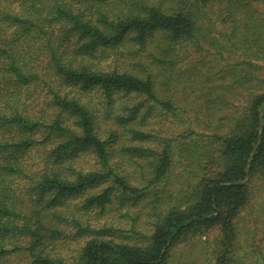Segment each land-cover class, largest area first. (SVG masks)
Wrapping results in <instances>:
<instances>
[{"label": "trees", "instance_id": "16d2710c", "mask_svg": "<svg viewBox=\"0 0 264 264\" xmlns=\"http://www.w3.org/2000/svg\"><path fill=\"white\" fill-rule=\"evenodd\" d=\"M2 1L0 264H15L9 258L17 250L27 252V264H169L176 245L214 226L221 230L214 250L217 264H242L236 261L242 239L239 214L256 193L264 192V63L258 65L261 80L239 75L234 81L250 90L225 134L206 136L190 129L161 138L164 147L156 149L146 145L155 136L136 126L141 114L145 120L155 109L179 115L182 106L176 103L183 98L169 93L177 84L182 85L179 92L189 85L191 68L179 66L188 59L184 50H206L203 29L209 27L204 23L212 0H165L167 6L164 0H12L19 1L15 11ZM233 3L231 21L242 23L235 30L237 48L245 57L264 54V17H256L264 0ZM143 51L148 58L132 55ZM119 54L125 66L115 65ZM248 64L245 59L239 63ZM45 87L49 106L35 109L33 94ZM219 99L231 104L222 93L208 98L212 106L207 108L216 107ZM101 112L118 121L127 137L113 127L103 135ZM208 112L211 122L216 112ZM68 114L75 117L74 124L65 118ZM124 138L129 141L121 142L120 149L140 165L143 186L112 163V144ZM39 145L45 151L42 163L30 162L38 167L37 178L22 187L29 178L30 154ZM86 152L95 156L98 168L61 162ZM181 161L190 162L188 175L178 190L167 191V208L151 210V232L136 226L140 212H125L132 220L128 229L89 222L90 213L103 214L115 202L126 210L129 201L134 203L129 207H139L148 194L155 197L151 209L159 208L161 193L171 185L168 175ZM207 162L213 165L209 176L198 179ZM16 239L26 244H16ZM61 241H78L71 258L58 245Z\"/></svg>", "mask_w": 264, "mask_h": 264}, {"label": "rangeland", "instance_id": "374dc122", "mask_svg": "<svg viewBox=\"0 0 264 264\" xmlns=\"http://www.w3.org/2000/svg\"><path fill=\"white\" fill-rule=\"evenodd\" d=\"M2 3L15 11L17 10L19 1L12 3V0H3ZM168 3V1L164 0L165 6H167ZM234 8L235 3H233V0L211 1L207 8L206 18L208 19L207 21L205 20L206 23H204L209 27L208 29H203V37L206 39L204 43L206 50L199 52H191L190 50V53L189 51L184 50L188 59L184 63L179 64V66H185V64H188L187 66L191 68L192 75L189 85L183 84L187 89L179 92L182 85L177 84L172 87L169 93V95H174L178 99L179 97L180 99L183 98L181 102L176 103V106H182L183 112L180 110L178 116H173L171 113L161 115V111L155 109L150 115H147L145 120H141V114L136 122V126L149 131L150 134L155 136L151 141L146 142L147 146L162 149L164 147V142L161 138L170 139L171 137L177 136L179 133H188L190 129H193L202 135L206 134V136H209L208 134H225L230 130L233 124L234 115L236 112H239L245 104L247 92L250 90L246 87L240 86L239 82L234 85V81L239 75H244L252 80L254 77L257 78L260 76L258 78L261 80L263 70L260 69L259 66L264 63L263 53H261L260 56H255L254 54L249 55V53H246L245 57L243 51L240 48H237L238 44L235 30L238 31L242 23H232L231 10L233 12ZM261 9L262 13L256 14L257 18H259V16L262 18V15L264 17V9ZM132 50H137V48ZM144 52L145 51L132 55H140L148 58V55ZM73 53L75 52L73 51ZM243 59L248 61V63L250 62L251 65H239ZM125 60L124 56L119 54L115 65L125 66ZM46 61L47 59H44L43 63H46ZM164 66L165 65H163V67ZM161 69L163 70V68ZM45 71H47L49 75L52 73L49 71V68L45 69ZM255 71L257 72L254 73ZM258 72L260 73L258 74ZM253 73L258 75L255 76ZM158 74L160 76V72H158ZM183 76H187V73L184 72ZM55 78L56 80L58 79L57 76ZM55 85H58V82H55L53 86L55 87ZM158 88H161V84L158 85ZM253 88L254 87H251V89ZM31 89H35V87L32 86ZM47 89L48 87H45L42 92L35 91V94H33L35 98L34 105L37 104L34 107L35 109L39 106H42V109H46L49 106V100L47 99L50 97L48 93L45 94ZM222 93L227 95L231 104L222 105V102L219 99L216 107L208 109L207 107L212 106V104H208V98H217L218 95H221ZM89 94L91 95L92 93L89 91ZM95 99V101H97V98ZM97 107L101 108L99 104ZM217 109L219 110L218 112ZM208 111L216 112L214 113V116H211L212 118L214 117V120L211 122H207L206 116L209 114ZM225 113H227L229 117L220 118ZM63 114L65 115L66 112H63ZM48 115L51 117L53 112H50ZM99 116V126L101 127L99 131L103 135H107L112 129L111 127H113V129L119 130L118 134L127 137V132H124L123 127L118 124V121L107 120L102 112L99 113ZM65 118H67V121L70 124L75 123V117L72 114L66 115ZM39 136L42 138L43 135L40 134ZM55 141H57V137ZM123 141L126 143L129 139L124 138L122 141L112 144L114 149L112 163L117 170L121 172L124 171V174L126 173L130 177L132 183L143 186L140 185L142 182H145L142 179L143 172L140 165L135 161L128 160V157L125 156L120 149V143ZM30 156L31 157L28 160L29 178L22 181V187L25 186L24 184H27L26 182L30 178H37L36 173L38 167L35 166L34 163V166L31 165L33 167V169H31L30 162L34 161L36 163H42V158L45 156L44 146L39 145L31 152ZM140 161L144 163L143 160ZM61 162L64 165L72 164L75 167L84 170H93L99 166L95 156L88 152L79 153L73 156L67 155ZM189 163L190 162L188 161H181L179 164H176L172 173L168 175L171 185H167V190L161 193L162 200L157 202L159 208L151 209L150 206L153 204V201L151 200L155 197L148 194L147 196L145 195V197L140 198L139 207H129L134 204L132 201H129L127 203L128 209L126 210L122 209L125 205L123 206L118 202H115V204L109 207L103 214H96L95 211L90 213L89 222L94 226L115 224L118 228L128 229L131 227L132 220L130 217L124 215L125 212L128 211L134 215L140 212L141 217L138 218L136 226H140L141 229L139 230L141 231L150 230L151 232L152 227L147 225L149 219L151 221L155 218L150 214L151 210L160 211L169 206L165 202V196L168 194L167 191L170 189L178 190L179 185L183 182L186 175H188V169L186 167H188ZM207 163L208 164H202V167H200L199 174L197 175L198 179L209 176L206 173L211 172L209 169L212 168L213 165L210 164V162ZM83 219L85 220V218ZM239 222L242 227V235L240 236L242 239L240 241V250L237 251L239 256H236V261L238 262L240 259L242 264H264V192L255 194L250 205L243 209L239 214ZM220 236L221 230L218 226H214L208 229L207 232L198 235L187 242L176 245L172 251L169 264H217L214 250ZM15 242L22 246L26 244L25 240L20 239H16ZM61 242H59L58 245L61 244L63 253L69 258L76 253L77 247L79 248L78 241ZM22 251L23 250L14 251L9 258L10 263L27 264L29 262V255L27 252ZM258 260L260 262H258Z\"/></svg>", "mask_w": 264, "mask_h": 264}]
</instances>
